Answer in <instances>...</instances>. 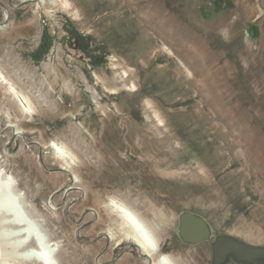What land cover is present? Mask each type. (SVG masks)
Here are the masks:
<instances>
[{"label": "rangeland", "instance_id": "obj_1", "mask_svg": "<svg viewBox=\"0 0 264 264\" xmlns=\"http://www.w3.org/2000/svg\"><path fill=\"white\" fill-rule=\"evenodd\" d=\"M28 1L0 0V21L10 10L0 71L34 109L23 115L0 83V164L57 244L58 264H144L90 216L111 197L159 227L180 263L213 262L211 243L178 236L183 212L205 218L215 237L264 247V0ZM156 30L176 34L198 69ZM52 142L74 156L72 171ZM11 255L4 247L0 264Z\"/></svg>", "mask_w": 264, "mask_h": 264}, {"label": "bare ground", "instance_id": "obj_2", "mask_svg": "<svg viewBox=\"0 0 264 264\" xmlns=\"http://www.w3.org/2000/svg\"><path fill=\"white\" fill-rule=\"evenodd\" d=\"M29 1L33 2V4L38 9L43 8V6L45 5V0H29ZM58 1L64 3L66 7L70 6V2L68 0H53L54 3H57ZM168 4L169 3L167 2H160L159 5L161 8H163V7H167ZM9 12L10 10H8V8H3V12H2L3 19L0 21V32L7 31L9 27V19H10ZM145 14L146 13L142 9L138 10V15L141 18L148 20V16ZM157 33L162 38H164L166 42L171 44L176 49V51H178L181 54V56H183V59L186 60V63L189 66L198 69L199 61H197L194 58V56L190 55L191 53L187 46H183L182 43L177 41L176 34L166 35L160 31H157ZM188 33H189L188 31H184L183 37H187L189 35ZM193 39L197 42L199 47H203L204 51L208 53V55L206 56L209 59V61L214 62L215 54L214 52L210 51L206 43L203 42L201 39L197 38L196 36H194ZM187 67H186V71L189 74H191V71L187 69ZM122 74H123L122 78L129 79L130 74L128 71L124 70ZM0 83L6 86L7 93L16 100L23 115L33 114L34 109L32 107L31 101H29L28 97H26L21 91H19L16 88V86L1 71H0ZM201 87L202 86H200V88ZM126 89L135 92L137 91V86L135 82H131V85ZM148 103L150 108L155 109L152 102H148ZM154 114L158 122V125L164 126L165 122L163 118H161V116H159L157 112H154ZM17 131L19 134H22V129H18ZM50 146L54 150L56 157L63 162L62 164L63 166L61 170L67 172L72 171L74 156L66 149L65 146L57 142H52ZM0 173L2 174V180L12 185V191L16 197L21 199L22 201L21 205L23 206L24 210L31 214V212H29L30 210H28V208L26 207L24 194H22V191L18 189V183L15 177L11 175L1 164H0ZM76 184H78V182H75V184L73 185ZM69 190L70 189L67 188L66 192H68ZM84 200H87L88 203L91 204L94 203L93 197L89 194H86ZM50 204H52V202H50ZM90 216L93 217L95 226H99V225L106 226L105 238L107 239L108 242H114L115 245L118 247L127 243L128 248L130 249H132L133 247L136 248L135 245L139 243L142 247L136 249L140 257L142 258L144 264H187L183 262L180 263L174 257L165 253L163 250L162 236L160 235L159 232L161 231V229L159 227L157 228L153 227L137 211H135L125 202H122L118 199L111 197L108 201H104V202L102 201V203L97 206V209H93L92 212L90 213ZM28 218L31 222H33L39 227L42 237L46 240L45 246L39 247L38 242L36 240H33L32 243H29L23 247H19L18 245L21 242H24L26 239L27 235L25 233L23 234V232L26 231V226L21 224L20 225L16 224L13 221L12 215H10L6 211H2L0 213V226L5 231L3 233L4 237L3 238L0 237V252H2L3 248L7 246L10 247L12 254L11 255L12 261L10 263L6 262L5 264H26V262H28L27 256H30L32 254L42 259V261L35 260L37 264H50L47 253V247L49 251H51L53 254L51 261H53L54 264H58L57 244H54L52 243V241H50V238L47 232L44 230L42 223L39 220H37L36 217H33V214H31V216L28 215ZM11 226L13 227L16 226L17 229L11 230L10 229ZM142 232H144V234Z\"/></svg>", "mask_w": 264, "mask_h": 264}, {"label": "water", "instance_id": "obj_3", "mask_svg": "<svg viewBox=\"0 0 264 264\" xmlns=\"http://www.w3.org/2000/svg\"><path fill=\"white\" fill-rule=\"evenodd\" d=\"M27 3H30V1ZM0 198V213L6 211L13 216V221L16 224L26 226V231L23 232V234L27 235L26 239L18 246L23 247L36 240L39 247H44L46 240L42 237L39 227L29 220L28 215L31 216L30 213L24 210L21 205V199L14 195L12 185L2 180L1 173ZM142 233L144 234V232ZM178 236L184 244L192 247L202 243H211L213 248L212 264H228L231 260L237 264H264V247L254 246L230 236L215 237V233L208 221L197 214L190 212L180 214ZM135 247L139 249L142 246L138 243ZM47 253L49 263L54 264L51 261L53 254L48 247ZM27 260L30 262L34 260L42 261L41 258L36 257L34 254L27 256Z\"/></svg>", "mask_w": 264, "mask_h": 264}]
</instances>
